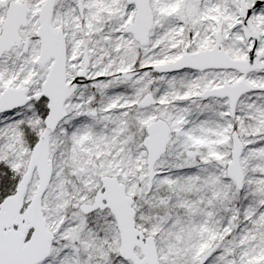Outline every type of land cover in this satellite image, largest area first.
Instances as JSON below:
<instances>
[{
    "label": "snow or ice",
    "instance_id": "snow-or-ice-1",
    "mask_svg": "<svg viewBox=\"0 0 264 264\" xmlns=\"http://www.w3.org/2000/svg\"><path fill=\"white\" fill-rule=\"evenodd\" d=\"M0 264H264V0H0Z\"/></svg>",
    "mask_w": 264,
    "mask_h": 264
}]
</instances>
